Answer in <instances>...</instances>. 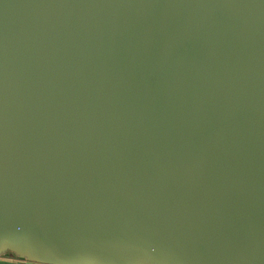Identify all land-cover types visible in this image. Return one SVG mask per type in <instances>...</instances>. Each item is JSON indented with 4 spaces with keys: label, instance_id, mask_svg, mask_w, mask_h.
Returning a JSON list of instances; mask_svg holds the SVG:
<instances>
[{
    "label": "water",
    "instance_id": "1",
    "mask_svg": "<svg viewBox=\"0 0 264 264\" xmlns=\"http://www.w3.org/2000/svg\"><path fill=\"white\" fill-rule=\"evenodd\" d=\"M67 249L264 264V0H0V264Z\"/></svg>",
    "mask_w": 264,
    "mask_h": 264
},
{
    "label": "snow or ice",
    "instance_id": "2",
    "mask_svg": "<svg viewBox=\"0 0 264 264\" xmlns=\"http://www.w3.org/2000/svg\"><path fill=\"white\" fill-rule=\"evenodd\" d=\"M150 243L148 241L145 242L146 246ZM157 249L155 247H152V253L156 254ZM37 258H45L42 254H36ZM63 255L66 257L69 264H75L77 261H81L86 259L90 256V253L82 250H76V249H67L64 251Z\"/></svg>",
    "mask_w": 264,
    "mask_h": 264
},
{
    "label": "flooded vegetation",
    "instance_id": "3",
    "mask_svg": "<svg viewBox=\"0 0 264 264\" xmlns=\"http://www.w3.org/2000/svg\"><path fill=\"white\" fill-rule=\"evenodd\" d=\"M2 259H6V260H12V261H24V259H20L18 258V256L14 255V254H11V253H6L2 256H0Z\"/></svg>",
    "mask_w": 264,
    "mask_h": 264
}]
</instances>
